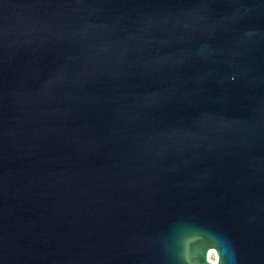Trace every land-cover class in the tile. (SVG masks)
<instances>
[{"label":"water","instance_id":"water-1","mask_svg":"<svg viewBox=\"0 0 264 264\" xmlns=\"http://www.w3.org/2000/svg\"><path fill=\"white\" fill-rule=\"evenodd\" d=\"M0 264H264V0H0Z\"/></svg>","mask_w":264,"mask_h":264},{"label":"bare ground","instance_id":"bare-ground-1","mask_svg":"<svg viewBox=\"0 0 264 264\" xmlns=\"http://www.w3.org/2000/svg\"><path fill=\"white\" fill-rule=\"evenodd\" d=\"M210 258H213V260L216 259V256H215V254H214V250H211V251H210Z\"/></svg>","mask_w":264,"mask_h":264}]
</instances>
